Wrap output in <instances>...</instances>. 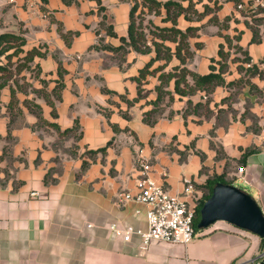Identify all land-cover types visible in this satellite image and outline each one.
<instances>
[{
    "label": "crops",
    "instance_id": "0c3cea01",
    "mask_svg": "<svg viewBox=\"0 0 264 264\" xmlns=\"http://www.w3.org/2000/svg\"><path fill=\"white\" fill-rule=\"evenodd\" d=\"M67 1L17 0L11 4L0 0V35H21L26 39L25 51L37 48L45 54L32 63L39 65L38 74H21L26 79L20 84L26 82L29 89L27 93L17 90L20 103L14 105V112L10 87L0 91V264H264L263 240L224 222L197 232L187 246L153 241L143 248L140 236L134 235L126 243L111 232L112 224L147 229L142 206L119 202L120 194L136 192L140 153L153 161L157 180L160 172H168L164 184L172 196L183 194L185 177L204 185L210 177L225 174L226 181L251 194L264 212V79L250 78L255 85L252 89L261 97L244 92L251 105L242 113L248 111L254 123L228 110L226 101L222 104L234 88L225 86L210 95L214 111L210 118L202 111L183 115L189 99L205 103L203 96L197 101L192 99L196 95L184 97L186 103L173 106L179 98L175 96L158 121L149 125L144 117L153 108L149 102L158 96L160 73L143 81L142 98L137 77L155 53L131 50L121 60L110 51L92 49L100 39L105 45H121L120 39L128 35L132 0H100L101 5L94 0ZM214 1L220 6L216 11L219 20L229 17L235 23L212 39L201 28L199 36L190 40L194 57L186 67L208 74L220 45H227L223 36H230V30L240 35L235 44L253 64L260 65L264 21L259 27L261 41L252 43L253 32L247 25L252 18L245 17V12L259 3L264 5V0ZM204 3L213 5L204 0L200 6ZM100 6L106 11L99 13ZM197 8L201 11L199 5ZM103 15L117 37L107 36L100 28ZM255 17L264 18V14ZM201 23L206 22L192 23L181 16L178 27L185 30L191 25L201 27ZM69 32L78 35L69 36L67 44L62 34ZM196 43L201 44L200 49L194 47ZM163 64L157 62L152 69ZM179 64L173 58L164 71ZM237 74L230 80L225 74L226 81L239 80L242 75L238 70ZM168 90L174 91V81ZM25 99L38 104L43 120L57 124L62 132L78 123L82 138L60 136L39 123L37 115L24 106ZM18 109L21 115H16ZM110 141L113 144L105 154L87 153ZM251 148L257 152L247 158L246 166L240 165L239 160Z\"/></svg>",
    "mask_w": 264,
    "mask_h": 264
},
{
    "label": "trees",
    "instance_id": "16d2710c",
    "mask_svg": "<svg viewBox=\"0 0 264 264\" xmlns=\"http://www.w3.org/2000/svg\"><path fill=\"white\" fill-rule=\"evenodd\" d=\"M94 1H97L98 4L101 5L100 0ZM203 1L204 0H168L161 2L158 0H132L128 35L127 37H122L120 39L121 45L118 47L105 45L103 44V40L100 39L99 44L93 46L92 48L99 51H110L117 55V57L121 60H123L125 55L131 50L144 55L155 53V57H153L147 65L140 70L139 77H137V81L139 83L138 94L139 98H142L144 96L143 81L150 75L160 73L158 76L159 84L156 86L158 96L156 100L149 102L153 105V108L146 112L144 117V122L149 125H154L158 121L163 108L174 102L175 96H178L179 98L192 97L198 93L204 94L203 97H206V102H198L195 104L189 99L187 102V109L183 115L184 117H187L191 113L199 114L202 111L207 118H210L214 114V111L210 108V95L215 91V89L217 87L238 86V84L242 82L241 79H243L240 78L235 82L229 83L226 81L225 74H227L230 69L229 57L232 49L236 50L235 53H242L245 56L239 64L243 66L245 64V67L238 66V70L244 72L248 79L251 77L264 79V69L260 68L258 64H252L251 67H247V64L252 63L251 58L238 44H232L233 40L229 35L223 36L227 45H220L218 57L211 60L210 72L208 74L201 75L186 67L188 61L194 57L193 46L190 43V40L199 36V31L202 27L191 25L185 30H182L178 27L179 18L184 16L187 21L194 23L201 22L208 15H212L209 19L210 22L214 25L222 24L215 13L220 9L218 2L208 0L210 3L215 5L216 10L213 11L209 4L204 3L202 6L204 11L201 12L197 8V5ZM65 2L69 3L67 0H65ZM105 11L106 9L104 7H99V13ZM260 13L264 14V8L260 6H256L254 8L252 7L245 12V17L252 18V24L247 22L248 27L253 32L252 43H259L261 41L259 27L263 23L264 18L255 17ZM148 16L156 17L158 20L157 23H159L155 24V22L152 27L153 30L148 31L149 33L147 32L146 26H144L146 21L145 19ZM230 21L231 18L229 17L225 19V23H229ZM99 25L100 28L106 32L107 36L117 37L113 27L107 23L106 15L102 16V21ZM225 26V29L229 28V25ZM62 35L67 41V44H70L68 37H73L74 35H78V33L69 32ZM97 35H100L99 31H97ZM233 39L235 41H239L240 35ZM25 46L26 39L21 35L11 33L0 35V91L7 86L10 87L12 98L10 107L13 112L14 105L16 106L20 103L17 98V90L21 93H27L29 89V85L26 82L20 84L21 80L26 79L24 76H21V74L23 72H36L38 74L40 72L39 65L34 64L35 67L33 68L34 65L32 63L35 62L36 58L45 56V54L41 53L37 48L25 51ZM194 47L196 49H200L201 44L196 43ZM173 58H177L180 64L174 66L172 70L167 73L164 70ZM157 62H164V64L152 69ZM171 81H174L173 92L168 90ZM9 82H12L13 84L10 85ZM13 85H16L17 89H15ZM60 86L62 87L63 84H60ZM33 92L40 95V91L38 90H34ZM57 97L59 98L60 96ZM166 101L168 102L166 103ZM48 102L50 103L49 99ZM23 104L28 107L31 112L37 115L39 123L53 128L60 136L67 137L75 134L74 137L77 141L82 138L78 123H76L73 128L62 132L57 124L47 123L43 120L41 117V107L33 100L25 99ZM16 115H21L20 109L17 110ZM53 116L56 117V113L53 112ZM8 138H10V132ZM112 144L113 141H110L106 147L96 151H87V153L91 155L98 153L105 154L107 149ZM213 147H215V145H213ZM256 152L257 149H248L239 160V164L246 166L247 158ZM85 166L86 162L83 164V167ZM218 183L232 185L230 182L225 180V174L210 177L204 185H195L196 188L203 194L201 203L197 208V218L194 223V228L197 232H200L198 229L200 211L204 203L211 197L213 189ZM262 240L264 242V239Z\"/></svg>",
    "mask_w": 264,
    "mask_h": 264
},
{
    "label": "built area",
    "instance_id": "2783aa9c",
    "mask_svg": "<svg viewBox=\"0 0 264 264\" xmlns=\"http://www.w3.org/2000/svg\"><path fill=\"white\" fill-rule=\"evenodd\" d=\"M8 1L13 4L17 0ZM258 6L264 8L262 3ZM242 8L243 6L240 5L239 9ZM252 64H247V67H251ZM259 66L264 69V58ZM136 167L139 172L136 192L120 194L119 202H133L142 206L145 209L147 229L137 230L131 225L120 228L117 224H112L113 235L126 243L131 242L134 235H138L142 239L143 248H147L153 241L189 245L197 236L194 223L197 218V208L203 198L195 182L190 178H183V194L172 196L165 189L164 182L168 177L166 170L160 172V180H157L154 177L153 161L142 153L137 155ZM242 182L247 184L248 180L243 178ZM136 213L140 215L142 211L137 210Z\"/></svg>",
    "mask_w": 264,
    "mask_h": 264
},
{
    "label": "water",
    "instance_id": "95a60500",
    "mask_svg": "<svg viewBox=\"0 0 264 264\" xmlns=\"http://www.w3.org/2000/svg\"><path fill=\"white\" fill-rule=\"evenodd\" d=\"M219 222L264 239V212L257 200L243 189L218 183L200 211L198 229L204 231ZM264 256V254H263Z\"/></svg>",
    "mask_w": 264,
    "mask_h": 264
},
{
    "label": "rangeland",
    "instance_id": "374dc122",
    "mask_svg": "<svg viewBox=\"0 0 264 264\" xmlns=\"http://www.w3.org/2000/svg\"><path fill=\"white\" fill-rule=\"evenodd\" d=\"M72 1H77V0H72ZM199 8L201 9V11H204V9L200 6L199 4ZM211 9L213 11L216 10V7L215 5H211ZM243 9V8H242ZM216 13V12H215ZM211 15H208L207 17H210ZM145 23H144V26H146L147 28V32L150 31V30H153V26H154V23L155 24H159L157 23L158 20L156 17L154 16H148L146 17L145 19ZM204 22H206L204 25L202 24L201 27H202V34L210 39L213 38V36H215V34H217V32L220 30H224L226 28L225 25H229V26H233V24L235 23V20H233V18H231V21L230 23H225L222 22V24L220 25H214L212 22L209 21L208 18H205L204 19ZM241 22V21H240ZM181 24L182 25H185L186 23L182 20L181 21ZM149 29V30H148ZM225 31H228V30H225ZM149 33V32H148ZM230 36H232V40H233V45H235V40L233 38L237 37L238 35L235 34V32H233L232 30H230ZM203 36V37H204ZM204 48H205V45H204ZM207 49V48H206ZM208 52H210V48L207 49ZM235 49H232L230 51V57H229V62H230V69L229 71L227 72L226 74V78L228 80L232 79V78H236L238 76L237 74V70H238V66H241V67H245V64L244 66L243 65H239L241 63V61L245 58V56L242 54V53H235ZM240 73H242V77L243 79L241 83L238 84V86H235L234 88L230 89V96L227 97L225 100L222 101V104L226 101V105H228V110L232 111L234 114L235 113H240V114H243L244 117H249L251 119V121L254 123V118L251 116V115H248L247 112L245 113H242V110L247 107L248 105L250 106L251 105V102L246 100L245 99V96H244V92L245 90H249L250 93L252 94H256L258 97H261L259 92H256L254 89L253 86H255L252 81L250 79L247 78V75L244 73V72H241V70H238ZM29 83V82H28ZM36 82H34L35 84ZM30 84V83H29ZM253 84V85H251ZM38 85V84H37ZM242 85V87H241ZM32 86V85H31ZM253 87V89H252ZM146 95V93H144ZM201 96H204V94H197L196 96H194L192 99L194 101H197L199 100V98ZM264 97V96H263ZM262 97V98H263ZM189 99V98H188ZM177 101L175 103L177 104H174L173 106H181V104H184L186 103L187 101V98H184V99H179L177 98L176 99ZM203 101H206V97H203ZM168 101H166L167 103ZM182 102V103H181ZM241 104H243V107H241ZM186 106V105H185ZM164 115V114H163ZM162 115V117H163Z\"/></svg>",
    "mask_w": 264,
    "mask_h": 264
}]
</instances>
